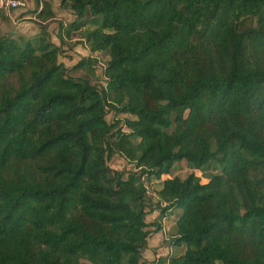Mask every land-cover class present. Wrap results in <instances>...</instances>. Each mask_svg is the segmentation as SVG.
<instances>
[{"label": "trees", "instance_id": "trees-1", "mask_svg": "<svg viewBox=\"0 0 264 264\" xmlns=\"http://www.w3.org/2000/svg\"><path fill=\"white\" fill-rule=\"evenodd\" d=\"M61 5L108 55L105 85L73 74L93 60H58L47 23L29 39L0 27V264H149L174 209L184 251L167 264H264V0ZM181 161L217 171L171 175Z\"/></svg>", "mask_w": 264, "mask_h": 264}, {"label": "crops", "instance_id": "crops-1", "mask_svg": "<svg viewBox=\"0 0 264 264\" xmlns=\"http://www.w3.org/2000/svg\"><path fill=\"white\" fill-rule=\"evenodd\" d=\"M26 7L13 9L4 13V18L0 17V27L3 32L11 33L17 38L29 39L36 36L40 31V24L47 23L46 31L51 42L60 48L58 60L66 67L74 66L82 59H92L100 52H90L85 46L79 31L69 25L74 21L72 11L61 5V0H25ZM49 6L53 16L42 21L37 13L44 11V5ZM69 29V30H68ZM79 41V42H77ZM87 66V65H86ZM180 209H174L163 217L160 224L161 229L158 232H152L147 238V246L143 250V259L149 264H167L168 256L180 255L184 248L175 247L169 243H161L163 233L169 229L170 225L174 226L175 220L180 215ZM159 214L158 210H153L146 215V221L149 222L148 216L155 219ZM172 222L169 219L174 217ZM167 239V237H164ZM183 248L182 252L174 254V249ZM165 259V261H164Z\"/></svg>", "mask_w": 264, "mask_h": 264}, {"label": "rangeland", "instance_id": "rangeland-1", "mask_svg": "<svg viewBox=\"0 0 264 264\" xmlns=\"http://www.w3.org/2000/svg\"><path fill=\"white\" fill-rule=\"evenodd\" d=\"M0 13L4 16L5 12L0 11ZM89 27H93V26H89ZM77 42H79V41H77ZM89 60H91V61L93 60L91 65H89L88 64L89 62H88L87 66H83L82 68H80V70L78 69L73 74L74 75L79 74V75H82L84 77H87L92 84H95L99 87L104 86L105 85V79L103 77V69H104V66L108 60V55L103 53V52H100L94 58L89 59ZM106 118H107V120L112 121L113 120V113L109 112L107 114ZM108 165L113 170H117V171H123V172L134 171L132 163H129L125 158H123L122 156H120L118 154L112 156V158L108 161ZM216 171H217V169L214 168L213 166H211V164H209L207 166H202L201 168L196 169L194 167H190L189 165H187V163L185 161H181L179 164H177L176 166L173 167V169L171 171V175H176V176H179L180 178H185L190 172H192L195 175L200 177L201 183H206L208 181L207 175L215 173ZM148 183H149L147 186L148 187V196H149V198H151V200L154 201L155 200L154 193L160 187V183L158 181H156L155 179L152 180V182H148ZM174 218H175V215H174V217L169 219L171 221V224L175 220ZM148 220H149L150 224H152V222L154 220L153 215L148 216ZM154 228H155V226L149 227V229L151 231L154 230ZM163 234H164L162 237L163 239L160 242V244L161 243H163V244L169 243L173 237V234H174V226L170 225L169 229H167L166 232ZM164 237H167V239H165ZM182 251H183V248L174 249V254H178L179 252H182ZM142 257H143V250H142ZM81 262H82V264H89L86 260H82Z\"/></svg>", "mask_w": 264, "mask_h": 264}, {"label": "built area", "instance_id": "built-area-1", "mask_svg": "<svg viewBox=\"0 0 264 264\" xmlns=\"http://www.w3.org/2000/svg\"><path fill=\"white\" fill-rule=\"evenodd\" d=\"M25 0H0V10L8 12L13 9H20L26 7Z\"/></svg>", "mask_w": 264, "mask_h": 264}]
</instances>
